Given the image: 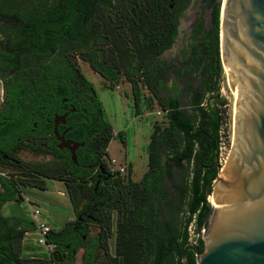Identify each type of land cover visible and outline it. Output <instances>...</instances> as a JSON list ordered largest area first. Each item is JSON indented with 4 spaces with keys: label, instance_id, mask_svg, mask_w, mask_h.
<instances>
[{
    "label": "trees",
    "instance_id": "16d2710c",
    "mask_svg": "<svg viewBox=\"0 0 264 264\" xmlns=\"http://www.w3.org/2000/svg\"><path fill=\"white\" fill-rule=\"evenodd\" d=\"M203 1L212 10L210 26L199 21L190 49L167 60L161 56L175 43L179 17L190 0H91L104 4L97 21L98 36L103 38L97 40V33L88 34L86 51L95 55V41L104 42L105 48L88 61L109 82L122 76L129 81L138 116L142 114V86L146 87L160 110L166 112L169 125H158L152 132L148 171L140 182L125 180L119 173L115 176L105 163L107 180L103 185H97L96 176L70 161L69 169L59 161L29 166L35 175L19 180L0 174V264H61L66 246L70 248L68 264L75 263L81 249H86L83 264H95L96 249L102 246L106 252L103 264L198 263L204 252L200 233L208 229L207 218L213 210L207 192L221 166V107L228 104L220 96H208L214 91L216 65L221 69L222 4L220 0ZM80 2L0 0V20L6 21L0 24V32L4 29L7 32L3 33L13 35L17 49L23 50V55L15 58L19 51L0 43V61L4 64L0 79L5 94L0 109V151L9 152L10 146L23 143L34 124L38 125L37 133L42 131L45 120L32 115L33 104L60 103L71 94V80L78 69ZM173 3L177 5L171 8ZM88 94L94 101L95 120L73 126L82 133L85 149L99 152L100 161L108 155L115 136L96 90L92 87ZM43 177L66 183L81 223L70 221L62 229L50 231L46 242L55 246L57 257L21 260L27 250L23 246L26 234L34 233L37 227L31 214L18 203H24L27 188L48 190ZM7 204H12L14 217L2 214ZM91 224L100 232L93 240ZM192 225L199 235L195 241ZM113 235L114 255L109 249ZM89 242L90 248H86Z\"/></svg>",
    "mask_w": 264,
    "mask_h": 264
},
{
    "label": "water",
    "instance_id": "95a60500",
    "mask_svg": "<svg viewBox=\"0 0 264 264\" xmlns=\"http://www.w3.org/2000/svg\"><path fill=\"white\" fill-rule=\"evenodd\" d=\"M220 51L233 147L207 192L216 206L197 264H264V0H223Z\"/></svg>",
    "mask_w": 264,
    "mask_h": 264
},
{
    "label": "rangeland",
    "instance_id": "374dc122",
    "mask_svg": "<svg viewBox=\"0 0 264 264\" xmlns=\"http://www.w3.org/2000/svg\"><path fill=\"white\" fill-rule=\"evenodd\" d=\"M119 1L123 2V0ZM220 2L223 4V0H220ZM211 19L212 10L207 7L203 0H191L179 21L177 41L173 49L163 54L162 58L171 60L179 56L183 49H190V45L196 41L194 28L198 21H205L206 27H209ZM85 55L87 56L86 53ZM81 70L83 75L87 77L95 87L103 104L106 120L113 127L115 138L110 143L107 150L108 155L105 157L109 172L115 176H118L117 173H119V176L125 180L131 178L135 182H140L148 171V145L152 132L158 125L162 126V128H166L169 125L166 112L160 110L152 93H150L146 87L142 86V114L138 116L135 110L132 86L124 76L116 82H109L100 75L91 72L86 63H82ZM213 90V93L208 96H220L227 100L228 103L226 106L221 107L224 120L221 132V157L223 165H225L233 147V131L227 85L220 79V67L218 65H216ZM4 97V86L3 82L0 80V109L4 106ZM43 144L42 141L34 143L26 142L15 151L16 155L14 156L23 161V166L21 168L6 163V159H0V174L11 176L19 180L20 178L22 179L23 176H30L29 174L33 172L32 169H29V166H46L55 162L53 160L48 161L47 156H45L47 152ZM42 156H45V158ZM113 160L117 163L113 164ZM121 167L126 169V173L122 174L117 171V169ZM45 181L48 186V191L39 193V190L24 191V202L29 200L28 202H31L30 204L39 207L43 212V218L54 226V228L59 229L63 227L68 218L73 214L69 206L71 202L66 193L63 181L50 179H45ZM104 182V179H100V182L96 184L103 185ZM34 194L39 199L36 200ZM209 202L212 208H214L210 199ZM11 205L12 204H8L3 208V215L6 216L11 213ZM20 208L24 212L31 214L28 204L23 203L20 205ZM195 229L196 225H192L191 234L193 241L198 237V233ZM90 231L92 233L91 235L94 236L99 232V228L97 225L91 224ZM36 232L37 230L35 233ZM114 233L113 231V234ZM36 235L37 234H31L29 236L30 239L28 240L31 241L30 243H26L27 250L23 252L22 258H51L56 252L55 246H49L46 249L40 248L37 244L33 243L38 242L36 241ZM114 239V235L109 239V249L112 255L115 254ZM24 245L23 242V246ZM99 262L98 264H102Z\"/></svg>",
    "mask_w": 264,
    "mask_h": 264
},
{
    "label": "flooded vegetation",
    "instance_id": "af4514ba",
    "mask_svg": "<svg viewBox=\"0 0 264 264\" xmlns=\"http://www.w3.org/2000/svg\"><path fill=\"white\" fill-rule=\"evenodd\" d=\"M175 5H177V3H173L172 5H170V7L173 8ZM103 6L104 4H101L99 2H91V0H81V2L78 4V7H79L78 12H79V16L81 17L78 23V26L80 28H79V37H78V51L76 52L78 56V69H77V72L75 73L74 78L71 80V86H72L70 90L71 94H69V97L62 98L60 103L54 102L55 100H51L48 102H44L45 104L42 105L41 107H38L36 104H33L30 107V111L33 116H41L42 119L45 120L44 127L41 132L37 133L38 125L34 124V128L32 129L31 133H29L31 135H28L27 139L23 143H20L19 145L10 146L9 152L0 151L3 153L0 156V159H5V156L9 157V159H6L5 161L6 163L12 164L16 166L17 168H21L23 166V161L14 156L16 155L15 151L19 147L24 145L26 142L34 143V142L42 141L44 143L43 147L45 151L47 152L45 156H47L48 161H52V160L59 161L62 164H64L68 169H69L68 162L70 161L74 166H76V168L78 169L85 168L87 173H92L93 177L96 176L97 183L100 182V179L107 180L105 177L107 172L105 171V168L103 167L104 163L107 166L105 157L101 159L100 161H98L99 152L97 151L94 153L88 152L85 149V146H86L85 142L80 140L82 133L80 131L75 130V127L73 126L75 125V123L87 125L90 120L92 121L95 120V116H94L95 112L92 108L94 101L92 100L90 94H88L89 90H91L92 87L95 89V87L93 86L92 82L83 75L81 66H82V63H86L88 64L91 72L100 75V73L97 72L94 69V67L91 65V63L88 61V58L98 56L100 54L99 49L102 51L105 48L104 42L95 41V42H98V44H95L96 45L95 50H97L94 52L95 55L88 54V52L86 51V42L88 39V34L93 33V32L97 33L95 34V37L98 38L97 40H99V38H103V36H98V32H99L98 27L100 25L97 23L98 16L100 15V12H98L100 11L99 8ZM185 10L183 11V13L185 12ZM182 15L179 17V21ZM5 23L6 21L0 20V24H5ZM13 23H16V21H13ZM11 31L12 32L14 31L13 26L11 27ZM3 32H7V31L3 29V31L0 32V43H2L5 47H8V44H10V47L12 48V50H14V48L18 50L19 53L18 54L15 53L16 55L13 57L19 58L20 55H23L22 53L23 50L17 49V46L15 45L16 41L14 40L15 37H13V35L5 34ZM178 34H179V29H178ZM109 38H110L109 41H111L112 38L111 37ZM175 43L173 44L170 50L173 49ZM85 53L87 54V56L85 55ZM0 66L2 67L4 66V64L1 61H0ZM16 71H18L17 68H16ZM36 83H38V81H36ZM56 129H57L58 134H56ZM66 145H69L70 147L75 149L76 161L73 160L72 151L67 149ZM54 148H56L61 153V156L56 155V151ZM45 156H42V157L45 158ZM29 175L33 177L35 173L31 172ZM50 180H55V179H50ZM64 185L66 189L67 188L66 183H64ZM33 189L35 188H27L24 191L29 192L30 190H33ZM66 193H67V190H66ZM22 204L23 203H18L19 206ZM76 220L78 219L76 218ZM78 221L79 223H81L80 220ZM77 227H76V230H77ZM91 234L92 233L90 231V240H93L98 237L100 232H97L94 236ZM83 239L86 240V237H84ZM86 246H87L86 248H90V242L87 243ZM69 250H70L69 246H66L65 254L63 256V258L65 259L61 257L62 258L60 259L61 264L69 263L70 260L66 259V257L69 256V253H70ZM81 250L84 251L83 258L85 259L86 249H81ZM55 253L53 255H56L57 257L58 254H55ZM96 254H97V257L94 260L95 264H98L99 261L103 264V259L106 256V252L103 246L96 249ZM22 259L24 258H21V260ZM84 259H83V262H84ZM10 260L12 261L13 259L9 258V261ZM75 263H76V260H75Z\"/></svg>",
    "mask_w": 264,
    "mask_h": 264
},
{
    "label": "built area",
    "instance_id": "2783aa9c",
    "mask_svg": "<svg viewBox=\"0 0 264 264\" xmlns=\"http://www.w3.org/2000/svg\"><path fill=\"white\" fill-rule=\"evenodd\" d=\"M221 155H222V152H221ZM221 162H222V157H221ZM112 163L116 164L117 162L115 160H113ZM221 166L222 167L224 166L223 162L221 163ZM117 171L121 172L122 174L126 173V169L124 167H121L120 169H117ZM30 203L31 202H28L29 207H30V211H31V218L36 224L37 232L36 233L34 232V233H27L26 234V238L24 240L25 246H26V243H30V241H31V240L30 241L28 240V239H30L29 235L37 234L38 237L36 235V239H37L36 241H38V242H33L34 244H37L40 248H43V249H46L49 246L53 247V245H49L46 242V238H47L48 234L50 233V231L52 230V228L50 227V225L46 221V219L43 218L42 210L39 207H37V206H35L33 204H30ZM206 233H207V229L203 228L201 230L200 236L205 235ZM198 237H199V235H198Z\"/></svg>",
    "mask_w": 264,
    "mask_h": 264
},
{
    "label": "crops",
    "instance_id": "0c3cea01",
    "mask_svg": "<svg viewBox=\"0 0 264 264\" xmlns=\"http://www.w3.org/2000/svg\"><path fill=\"white\" fill-rule=\"evenodd\" d=\"M48 187V186H47ZM33 190H38V189H33ZM46 191H48V190H46ZM46 191H42V190H39L38 191V193L39 192H46ZM62 195H64V194H62ZM34 197L36 198V200L37 199H39V198H37L36 197V195L34 194ZM40 199H42V198H40ZM28 201L29 200H26V204H28ZM34 203V202H33ZM29 205V204H28ZM69 206L71 207V209H72V211H73V214H72V216L70 217V218H68V220H67V222L63 225V227H65L66 225H67V223L68 222H70V221H75L76 220V214H75V212H74V210H73V208H72V205H70L69 204ZM11 213L10 214H7L6 216H8V217H14V215L15 214H13V212H15V211H13L12 209H11V211H10ZM31 212V211H30ZM49 223V222H48ZM49 225H50V227L52 228V229H56V228H54V226H52L50 223H49ZM63 227H61V228H59V229H62ZM59 229H56V230H59ZM30 236V235H29ZM83 252L84 251H82V250H79V252L77 253V255H76V263L75 264H83Z\"/></svg>",
    "mask_w": 264,
    "mask_h": 264
},
{
    "label": "bare ground",
    "instance_id": "6f19581e",
    "mask_svg": "<svg viewBox=\"0 0 264 264\" xmlns=\"http://www.w3.org/2000/svg\"><path fill=\"white\" fill-rule=\"evenodd\" d=\"M210 201H212V205H213V206H216V205L214 204V200H213L212 197L210 198Z\"/></svg>",
    "mask_w": 264,
    "mask_h": 264
}]
</instances>
